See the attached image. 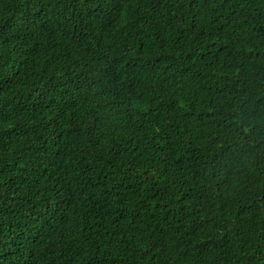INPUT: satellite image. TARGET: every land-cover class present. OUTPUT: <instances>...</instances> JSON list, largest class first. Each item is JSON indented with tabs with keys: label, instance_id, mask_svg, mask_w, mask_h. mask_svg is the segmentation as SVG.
I'll list each match as a JSON object with an SVG mask.
<instances>
[{
	"label": "trees",
	"instance_id": "1",
	"mask_svg": "<svg viewBox=\"0 0 264 264\" xmlns=\"http://www.w3.org/2000/svg\"><path fill=\"white\" fill-rule=\"evenodd\" d=\"M0 264H264V0H0Z\"/></svg>",
	"mask_w": 264,
	"mask_h": 264
},
{
	"label": "snow or ice",
	"instance_id": "2",
	"mask_svg": "<svg viewBox=\"0 0 264 264\" xmlns=\"http://www.w3.org/2000/svg\"><path fill=\"white\" fill-rule=\"evenodd\" d=\"M0 107H2V105H0ZM6 119L7 117L5 115L0 114V123H3Z\"/></svg>",
	"mask_w": 264,
	"mask_h": 264
}]
</instances>
